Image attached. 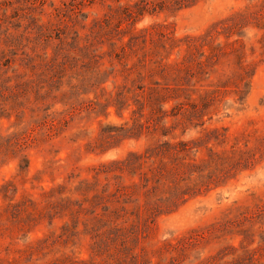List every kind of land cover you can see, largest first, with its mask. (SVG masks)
<instances>
[{"label": "rangeland", "instance_id": "374dc122", "mask_svg": "<svg viewBox=\"0 0 264 264\" xmlns=\"http://www.w3.org/2000/svg\"><path fill=\"white\" fill-rule=\"evenodd\" d=\"M185 3L0 0V264H264V0Z\"/></svg>", "mask_w": 264, "mask_h": 264}, {"label": "trees", "instance_id": "16d2710c", "mask_svg": "<svg viewBox=\"0 0 264 264\" xmlns=\"http://www.w3.org/2000/svg\"><path fill=\"white\" fill-rule=\"evenodd\" d=\"M173 3L181 8L183 6H186L185 1L186 0H172ZM164 6V5H161ZM163 8V7H162ZM145 9H143L144 11ZM142 15V13H139L138 16ZM166 134V133H164ZM189 148V145L186 142L183 141H179V142H171V141H165L163 143H160L156 148L155 151L146 156L147 158H155L158 160V162L164 166H167V163L165 161V159L167 158H172L173 155L180 153V152H185L187 151ZM176 158V157H175ZM176 160V159H175ZM183 164H185V162H183ZM189 165V163H188Z\"/></svg>", "mask_w": 264, "mask_h": 264}]
</instances>
